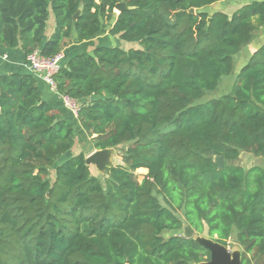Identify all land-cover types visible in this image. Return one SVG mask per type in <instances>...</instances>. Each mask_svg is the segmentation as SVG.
Returning <instances> with one entry per match:
<instances>
[{
	"label": "trees",
	"instance_id": "obj_1",
	"mask_svg": "<svg viewBox=\"0 0 264 264\" xmlns=\"http://www.w3.org/2000/svg\"><path fill=\"white\" fill-rule=\"evenodd\" d=\"M223 1L0 0V48L53 58L112 20L110 35L140 45H100L61 62L54 79L79 102L78 127L43 98L36 74L0 76V264L209 260L184 224L234 240L242 264H264V168L236 164L242 152L264 158V44L231 91L204 100L264 28V0L211 13ZM81 134L93 151L125 147L104 179L84 151L73 153Z\"/></svg>",
	"mask_w": 264,
	"mask_h": 264
},
{
	"label": "rangeland",
	"instance_id": "obj_2",
	"mask_svg": "<svg viewBox=\"0 0 264 264\" xmlns=\"http://www.w3.org/2000/svg\"><path fill=\"white\" fill-rule=\"evenodd\" d=\"M249 0H232L233 3H231L232 5L227 6L226 8L228 9L229 7H238L241 6L243 3L247 2ZM220 6H222L220 9H224L225 10V2L222 4H220ZM211 13L214 12V7H211ZM120 13V10L115 8V17ZM53 17V21L54 22V15H52ZM113 21H104L103 23V38H106L104 42L111 44L113 46H120L124 49H130L131 47L134 48H138L140 47L139 43L137 42H133V43H129V42H125L123 40H121L119 37L116 36H112L109 33V29L110 27L113 25ZM109 35V36H108ZM262 36H264V28L260 29L256 39L259 41L262 39ZM101 37V38H102ZM257 41H253L249 46H247L237 57H236V67H235V72L228 76L225 77L222 82L220 83L218 89L214 92H210L208 93L205 97L204 100H208L211 98H215V97H220L222 95H224L225 93H228L229 91H231L232 89V85L233 82L235 80V77L238 75V73L240 72V70L246 65V63L249 61V59L251 58L252 54L254 53V50L257 48L258 46ZM105 44V45H108ZM78 135H80L78 133ZM90 136H88L87 134H81V136H78V138L76 139V143L73 149V153L74 154H78L81 151H84L86 154V157L88 155H90L92 152H94L92 149H90L89 147V141H90ZM125 147L124 146H120L118 148H115V152L113 154V165H117L122 163V155H123V151H124ZM70 157L69 153H66L64 155H62V157L57 161V163H62L63 161H65L66 159H68ZM237 164L242 165L245 168H249L251 166L254 165H259L262 166L264 168V158L262 157H257L255 155H253L252 153L249 152H242L241 156L238 158L237 160ZM90 170L92 172V174L96 175V176H100L102 179L105 178L106 173H102L101 171H99L94 165H90ZM148 173L147 169H138L137 170V174H138V178L139 180H142L143 177ZM55 171L52 170V179H55ZM170 233H167L166 236H168ZM204 236H207V233L205 232L203 234ZM228 247L233 251L235 250V248H238L239 245L236 244L234 242V240H231V242L229 241L228 243Z\"/></svg>",
	"mask_w": 264,
	"mask_h": 264
},
{
	"label": "crops",
	"instance_id": "obj_3",
	"mask_svg": "<svg viewBox=\"0 0 264 264\" xmlns=\"http://www.w3.org/2000/svg\"><path fill=\"white\" fill-rule=\"evenodd\" d=\"M252 1V0H249ZM225 2V10L220 9L222 6V2L215 3L211 5V7H214V11L221 10L224 11L230 15H232L240 6L238 7H229L233 3L232 0H226ZM53 14L51 13L50 19L48 21V27L46 30V38H50L52 33L55 29V18L53 21ZM263 29V28H262ZM103 33L97 36L96 38H93L88 41H77L74 39L73 41L69 42L68 45L65 46L63 49V59L61 60L62 63H65L70 59L71 57L75 56L78 53L82 52H92L96 47L100 45L108 44L105 41L106 38L102 37ZM109 36V35H108ZM102 37V38H101ZM258 40L255 39L254 42ZM264 44V36H262V39L259 41L258 46L255 50H257L259 47H261ZM254 50V51H255ZM10 73H19V74H31L33 73L32 70L29 68L27 63V55L25 54L24 50L18 46L15 48H0V76ZM35 74V73H34ZM38 76V84L42 90L43 98L56 110L60 113L61 118H64L74 124L75 126H79L80 122L78 119V114L75 113L65 102L63 96L53 90L49 84L39 75ZM79 104V102H78ZM80 105V104H79ZM146 169V168H141Z\"/></svg>",
	"mask_w": 264,
	"mask_h": 264
},
{
	"label": "water",
	"instance_id": "obj_4",
	"mask_svg": "<svg viewBox=\"0 0 264 264\" xmlns=\"http://www.w3.org/2000/svg\"><path fill=\"white\" fill-rule=\"evenodd\" d=\"M115 8L119 9L121 13L128 7L126 3L122 1L117 3ZM190 12L194 13L195 10L191 9ZM77 15H79V13H77L76 16ZM114 152L115 148L95 150L86 157V163L87 165H94L99 171L106 173V170L113 165ZM214 161L219 169L224 168V160L222 156H215ZM183 235L187 238L194 237L210 251V259L199 264H242V250L240 247L235 248V250L232 251L227 245L220 243L211 237L197 234L189 224L183 225Z\"/></svg>",
	"mask_w": 264,
	"mask_h": 264
},
{
	"label": "built area",
	"instance_id": "obj_5",
	"mask_svg": "<svg viewBox=\"0 0 264 264\" xmlns=\"http://www.w3.org/2000/svg\"><path fill=\"white\" fill-rule=\"evenodd\" d=\"M62 59V53L53 58H47L42 56L39 50L27 55V63L32 72L41 76L49 84V86L57 92V84L54 78L61 68ZM62 96L66 104L78 114L80 109L78 102L68 96Z\"/></svg>",
	"mask_w": 264,
	"mask_h": 264
}]
</instances>
